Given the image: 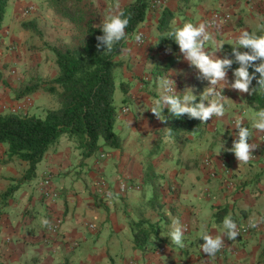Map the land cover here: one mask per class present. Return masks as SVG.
Wrapping results in <instances>:
<instances>
[{
	"label": "crops",
	"instance_id": "crops-1",
	"mask_svg": "<svg viewBox=\"0 0 264 264\" xmlns=\"http://www.w3.org/2000/svg\"><path fill=\"white\" fill-rule=\"evenodd\" d=\"M31 1L9 0L0 25V108L10 111L26 98L30 100L29 114H36L42 93L13 94L21 76L12 66L27 62L23 52L32 32L22 28L21 22L33 20L35 14L23 10ZM165 7L176 12L170 26L186 21L207 24L215 10L230 13L226 22L208 26L213 40L223 42L222 48H205L214 57H226V46L241 30L255 32L258 25H264V0H161L151 6L116 54V59H125L124 67L133 65L127 82H121L125 85L120 84L123 95L115 105L113 129L120 135V148L102 146L82 158L67 138L61 139L44 153L35 172L26 175L28 163L8 159L7 146L0 144V264H130L131 260L138 264H178L177 260L187 264H264V132L253 130L249 143L259 144L260 149L247 163L224 150L236 138L233 122L244 118V126L251 127L245 114L258 108L248 102V92L225 87L223 117L212 116V121L202 122L196 132L169 133V120L157 118L150 108L158 80L169 74L179 86L176 92L191 89L197 102L210 84L184 59L178 44L164 37L167 31L158 30ZM137 31L146 34L145 44L136 41ZM169 45L168 55L157 54ZM57 74L55 66L53 78ZM227 79H233L232 69H227ZM124 107L125 112L121 111ZM221 140L224 149L217 154ZM99 177L106 180L104 190L110 193L106 197L96 191ZM45 178L57 196H43ZM124 180L128 188L121 193L119 184ZM10 187L13 190L4 197ZM217 208L224 209L223 218L230 214L238 226H248L249 231L235 239L224 236L227 250L207 255L200 249V225L210 213L207 230L221 235L223 218L215 221ZM56 215L62 218L61 228L49 231L47 224ZM139 219L157 225V234L144 250L132 241L130 221ZM174 220L185 229L183 248L172 244L166 235ZM161 244L167 246L163 252L158 249Z\"/></svg>",
	"mask_w": 264,
	"mask_h": 264
},
{
	"label": "trees",
	"instance_id": "trees-1",
	"mask_svg": "<svg viewBox=\"0 0 264 264\" xmlns=\"http://www.w3.org/2000/svg\"><path fill=\"white\" fill-rule=\"evenodd\" d=\"M9 0H0V25L3 20ZM54 9L69 8L72 19L78 28L79 40L72 41L64 49L54 48L55 62L58 74L45 85L44 90L55 96L59 103L57 108H48L43 115L7 112L0 113V144L7 146L8 159L18 158L28 163L26 175L35 172L37 163L44 153L65 136L78 155L87 158L102 146L120 148V135L114 131L113 125L117 110L113 101L116 88L113 73L118 65L116 54L125 40L119 42L111 52L97 47L98 35L102 30L94 21L95 6L90 0H45ZM153 0H133L121 10L129 18L126 28L127 36L136 30L145 19ZM176 12L165 7L158 19V30L166 32ZM24 29L40 34L34 20L21 22ZM163 37V36H162ZM168 39H172L167 37ZM174 41V40H173ZM226 57L232 58V45L226 46ZM241 51L248 49L240 48ZM171 65L168 60L167 67ZM238 67L234 62L229 69ZM250 72L253 69H249ZM259 75L258 73L256 74ZM122 87L124 83H120ZM39 87L32 83L22 88L17 96L28 95ZM248 102L264 108V92L258 90V81L253 78L249 85ZM169 120V133L196 132L202 122L187 114L181 117L172 116L166 110ZM13 190L8 188L4 197ZM214 214L215 221H221L224 209H218ZM132 241L134 246L144 250L149 245L152 235L157 234V225L149 220L130 221Z\"/></svg>",
	"mask_w": 264,
	"mask_h": 264
},
{
	"label": "clouds",
	"instance_id": "clouds-1",
	"mask_svg": "<svg viewBox=\"0 0 264 264\" xmlns=\"http://www.w3.org/2000/svg\"><path fill=\"white\" fill-rule=\"evenodd\" d=\"M128 24L129 18L122 10L107 14L100 26L102 35L96 37L97 47L111 52L119 42L127 39ZM164 37L172 38L178 44L184 59L199 70L200 76L209 81L210 86L200 93V100L197 102V97L191 89H186L182 94L178 93L169 74L161 77L157 83V96L151 101L150 108L152 113L162 121L168 119L163 111L165 107L172 116L181 117L187 114L191 118H198L201 122L207 121L212 116L223 117L226 107L222 90L229 87L252 94L257 90V88L251 91L249 89L253 78L258 81V90L264 92V25H258L255 32L247 29L239 32L231 44L232 58L214 57L210 51H205V48L209 46H214L213 49L222 48L223 42L214 41L208 32V25L203 22H174ZM135 39L140 41L142 36L137 34ZM240 48L248 50L241 51ZM255 61L259 63H254ZM234 62L238 64V67L232 69L233 79L229 82L227 69ZM250 68L253 69L252 72L249 71ZM245 115L250 119L251 127L244 126L242 123L244 118H237L233 122L237 131L231 147L224 149V142L221 140L216 152L219 154L224 149L234 153L239 162L247 163L252 157V150L257 147L256 144L249 143L253 130L264 132V108L250 111ZM207 215L210 213L206 214L200 225L201 231L198 237L203 239L200 249L207 255H215L224 244L223 237L235 239L239 235V228L229 214L222 220L221 235H212L207 230ZM184 232V226L180 221L174 220L166 235L172 244L183 248Z\"/></svg>",
	"mask_w": 264,
	"mask_h": 264
},
{
	"label": "rangeland",
	"instance_id": "rangeland-1",
	"mask_svg": "<svg viewBox=\"0 0 264 264\" xmlns=\"http://www.w3.org/2000/svg\"><path fill=\"white\" fill-rule=\"evenodd\" d=\"M95 6V16L94 21L97 25L101 26L103 23L104 17L109 13H116L121 11V9L132 2L133 0H90ZM158 4L161 0H157ZM155 7V6H154ZM9 11V7L7 9ZM24 11L28 13L35 14L33 20L35 21L37 27L40 29V34L33 31L28 45L23 52V57L27 62H23L20 65H15L12 67L17 68L16 72L21 76V79H18L15 83V88L13 94L17 96V93L32 83H36L39 87L36 89L39 93H42L41 106L37 110L36 115H43L45 110L48 108H57L59 103L56 101L55 96L44 90L45 85L53 78L54 67L57 66L55 62L54 48L64 49L66 46L72 43V41L79 40L80 36L77 34L78 28L76 27L75 22L72 19V10L67 8L54 9L50 7L45 0H33L23 8ZM75 14V13H74ZM5 18V17H4ZM147 41V40H146ZM144 42L143 44H145ZM139 44V43H138ZM140 44V45H143ZM160 47V46H159ZM169 45L167 48V53H157L158 55H168L170 53ZM160 49V48H159ZM166 49V48H164ZM164 49L162 51H164ZM20 58L19 60H21ZM119 62L118 65L114 66L113 73L115 77L116 88L114 91L113 101L114 104L120 102V97L123 95V89L121 88V82H127V73L133 72V65L128 64L129 67H124L125 59L122 57L117 58ZM23 67V68H20ZM24 69V71H22ZM22 72V75H20ZM22 78L25 79L22 81ZM25 81V82H24ZM12 87V86H11ZM175 89H179V86ZM30 100L26 98L24 101H19L14 110L3 111V113L15 111L16 113L24 114L29 112V103ZM61 139H66L65 136ZM60 139V140H61ZM2 151V150H1ZM103 178V177H102ZM182 260H177L178 264H181ZM187 264L186 260H183Z\"/></svg>",
	"mask_w": 264,
	"mask_h": 264
},
{
	"label": "built area",
	"instance_id": "built-area-1",
	"mask_svg": "<svg viewBox=\"0 0 264 264\" xmlns=\"http://www.w3.org/2000/svg\"><path fill=\"white\" fill-rule=\"evenodd\" d=\"M158 4V1L157 0H153L152 1V7L157 5ZM230 18V13L229 12H221V11H218V10H215L214 12H212L211 14V17L210 19L207 21V25L208 26H215L216 24H220V23H224L226 22L228 19ZM137 34H140L142 36V40L140 41H137L139 44H143L144 42H146L147 40V36L144 32L142 31H137L135 32V37ZM164 53H167L168 50L167 49H164L163 51ZM28 100V99H27ZM5 107H1L0 108V113H3ZM11 110H14V109H11ZM127 110V107H124L122 108L121 111L125 112ZM11 112H15V111H11ZM212 121V117H210L206 122L207 123H210ZM261 138L264 139V133L261 134ZM257 147H256V151L252 153V157L251 158H256L259 154V144H256ZM2 154V151L0 150V155ZM101 156H103V154H101ZM209 160H206L205 163H208ZM229 172V171H228ZM215 174V172H214ZM106 180L102 177H99L96 179L95 181V185H96V191L98 194L100 195H103V197H106L108 196L110 193H107L108 191L107 190H104L106 187ZM42 193H43V196L45 197H52V196H57V193L50 189L49 188V178H45L42 182ZM128 188V184L127 182L124 180V181H121L120 184H119V191L121 193H124V191ZM110 202V200H108ZM61 225H62V218L60 216H54L50 221L49 223L47 224V228L49 231H54V232H57L60 230L61 228ZM239 228V234H244V233H247L249 231V228L248 226H238ZM167 248V246L165 244H161L160 246H158V249L163 252L165 251ZM227 250V243L224 242L223 246L221 247V249L216 253V254H219L221 255L222 253H224L225 251ZM130 264H138V262L136 260H131L130 261ZM181 264H185V262L182 260L181 261Z\"/></svg>",
	"mask_w": 264,
	"mask_h": 264
}]
</instances>
